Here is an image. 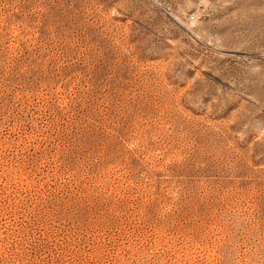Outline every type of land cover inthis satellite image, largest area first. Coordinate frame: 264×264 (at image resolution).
Instances as JSON below:
<instances>
[{
	"label": "rangeland",
	"instance_id": "374dc122",
	"mask_svg": "<svg viewBox=\"0 0 264 264\" xmlns=\"http://www.w3.org/2000/svg\"><path fill=\"white\" fill-rule=\"evenodd\" d=\"M0 264H264V0H0Z\"/></svg>",
	"mask_w": 264,
	"mask_h": 264
}]
</instances>
